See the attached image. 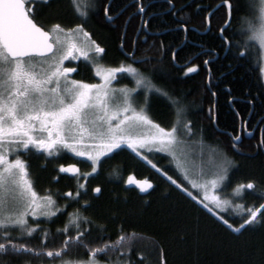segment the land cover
Listing matches in <instances>:
<instances>
[{"label":"snow or ice","instance_id":"obj_1","mask_svg":"<svg viewBox=\"0 0 264 264\" xmlns=\"http://www.w3.org/2000/svg\"><path fill=\"white\" fill-rule=\"evenodd\" d=\"M52 0H0V264H11L17 258L19 264H32L30 259L19 261L20 257L48 258V264H132L130 252L135 232L121 231L115 240H105L101 235L99 243L93 246L87 240L94 226L101 232L102 225L84 212L91 207L86 199L88 181L105 160L111 159L119 151L131 152L146 165L150 166L162 178L174 185L187 198L196 202L202 210L218 220L227 230L240 233L253 225L264 224V188H258V181L249 179L236 183L227 193L230 180L229 169L232 164L223 149H217L216 155H210L213 171L205 173L201 162L200 171L194 172L193 165L187 157L178 155L180 145L191 143V137L197 143L203 142L202 132L194 130L188 118V106L178 97L172 95L164 86L155 82L156 68H141L136 65H147L151 58L137 57V36L131 41L132 50H127L125 36L127 27L119 37L120 48L126 59L118 66H110L104 62L106 47L92 37L87 30L88 13L84 12L79 0H72L80 22L66 27L59 22L45 25L37 17L38 5H49ZM168 9L175 14L173 0H166ZM253 6V0H249ZM136 11L129 16H139L145 36L148 30V0H132ZM237 0H221L215 8L204 11L201 24L204 34L217 29V38L221 41L220 49L225 56L232 54L235 59L247 58L251 41H258L264 48V0H260V15L257 22L251 17H241L238 31L228 34L232 24V13ZM130 7L125 4L119 11L114 7V0H93L94 12H101L106 23L112 24ZM183 11V7L179 9ZM223 12L222 22L214 24L215 16ZM245 22L247 26L245 28ZM178 30L184 32V42L171 49L172 63H176L178 52L187 44V33L190 30L184 21L178 22ZM195 31V29H191ZM247 33V34H245ZM240 36L241 39H236ZM146 42V38L145 41ZM163 44V42H161ZM200 51L185 59L182 70L185 75L198 71L199 65L192 63L198 56H204L203 64L208 72L206 85L213 97L217 95L213 89L211 64L220 58L221 52L216 48H204L197 45ZM81 58L83 60L81 61ZM162 59V58H161ZM157 59L156 63H160ZM68 61V65L65 64ZM79 61L91 67L99 83H88L83 79L73 78L78 73ZM264 72V68L261 69ZM131 78L134 86L120 85L113 81ZM236 116L235 98L231 96ZM153 95L167 97L174 108L176 121L171 127H162L150 116ZM251 116L255 111L256 97L250 96L247 101ZM264 103V101H260ZM209 118L216 123L215 103L209 109ZM259 130V146L264 147V117L260 122L249 127L248 120L238 121L236 130L226 134L230 137L233 150L242 143L243 138H253ZM35 149L48 157L56 158L67 149L76 157H85L90 171H81L76 163L59 164V173H70L75 179V190L59 193L64 204L54 199L51 191L41 196L33 186L26 161L22 155ZM153 152L166 153L174 164L179 176L174 177L169 171L159 166L151 158ZM10 156L13 158L10 159ZM59 181V177H53ZM126 184H135L142 193L153 189V181L148 178L136 179L129 175ZM248 190L260 193V202L247 204L244 197ZM99 194L101 187L91 189ZM223 193V195H222ZM239 201V202H238ZM72 203L79 205L69 212L68 220L57 234L62 235L60 247H49L46 241L50 229L40 228L37 218L45 217L48 223L53 222L57 213ZM83 209V211H82ZM236 210H239L238 212ZM31 216L32 222L28 217ZM16 233L13 235V233ZM39 233L41 244L35 246L27 238ZM73 246L88 249V258H65L67 251ZM110 253H116L115 259ZM100 255L107 260H100Z\"/></svg>","mask_w":264,"mask_h":264},{"label":"trees","instance_id":"obj_2","mask_svg":"<svg viewBox=\"0 0 264 264\" xmlns=\"http://www.w3.org/2000/svg\"><path fill=\"white\" fill-rule=\"evenodd\" d=\"M151 8L148 10V30L145 36L143 31H138L141 26L139 16H129L136 11L132 6V0H114L117 11L129 5L118 20L108 24L104 21L101 12H94L93 0H86L81 9L88 13L87 30L92 37L106 47L104 62L110 66H118L126 59L123 54L119 37L127 27L125 44L127 50H132L131 41L139 36L136 42L137 57L151 58L147 65H136L143 71L144 68H156L155 82L164 86L172 95L180 98L188 106V118L192 121L194 130L202 132L203 144L208 148L223 149L231 159L229 169L230 180L227 193L236 183L246 182L249 179L258 181V188H264V147L259 146L260 134L257 130L253 138H243L242 143L233 150L230 137L226 134L235 131L239 120L247 119L249 127L260 122L264 117V81L262 77V52L260 47L251 41L247 58L237 60L232 54L225 56L220 49L221 41L217 38V29L204 34L201 21L204 11H197V4L201 9L215 8L221 0H173L175 14L168 9L166 0H148ZM85 4V5H84ZM98 4V0H97ZM256 0L250 6L249 0H237V6L232 13V24L229 30L238 31L241 27V17H253L256 13ZM183 7V11H179ZM37 17L45 25L59 22L63 26L71 27L80 22L72 0H52L49 5L37 6ZM223 12L215 16L214 24L222 22ZM184 21L189 27L187 44L178 52L176 63H172L171 49L179 47L185 40L184 32L178 30V22ZM245 22V28H246ZM191 29H195L192 31ZM247 34V33H245ZM146 38V42L145 41ZM236 39H241L237 36ZM163 42V44L161 43ZM216 48L221 56L211 64L213 89L217 93L212 96L206 86L208 84V72L204 67V56H198L192 63L199 65L198 71L185 75L182 67L185 59L200 51L197 47ZM162 58V59H161ZM161 59L160 63H156ZM78 79L94 83L97 77L91 67L85 66L78 74ZM130 86L134 83L130 81ZM235 98V109L239 110L240 117L229 102V92ZM250 96L256 97L255 111L251 116L249 104L245 101ZM215 103L216 123L209 118V109ZM151 117L168 128L176 121L174 108L167 97L153 95L150 106ZM199 139V136H197ZM152 156L154 162L169 171V174L177 177V172L171 158L165 154ZM105 160L98 169V174L89 177L88 195L85 197L91 202V207L84 212L96 222L102 225L101 232L96 226L87 236L93 246L98 244L102 235L105 240H115L121 231L125 233L135 232L136 237L132 242L130 252L132 264H264V224L253 225L248 230L233 233L227 230L218 220L202 210L191 199L182 194L174 185L162 178L154 169L140 161L131 150L119 151ZM28 166L30 179L36 191L45 195L46 191L54 194V199L59 204L65 200L59 193L75 190V179L72 174L59 173V164L76 163L81 171H90L84 163L86 159L62 152L56 158L48 157L44 153L31 150L22 155ZM129 175L136 179L148 178L153 181V189L142 193L135 184H126ZM59 177L58 183L53 177ZM100 186L99 194L93 193L92 188ZM223 195V193H222ZM239 202V201H238ZM244 203L252 204L260 202V193L248 190L244 197ZM79 205L72 203L64 209L63 214L57 213L52 223L47 218L38 217L41 221L40 228L50 229V235L46 243L49 247H60L62 235L57 234L58 228H63L68 220V213ZM83 211V209H82ZM237 212L239 210H236ZM32 222V217H28ZM16 233L14 232L13 235ZM35 246H40L39 233L27 238ZM113 259L116 253H110ZM65 258H88V249L73 246L67 251ZM100 260H107V256L100 255ZM11 259V264H19L17 258ZM30 259L32 264H40V258L20 257L19 261ZM43 264H48V258H43ZM59 264V261H57Z\"/></svg>","mask_w":264,"mask_h":264},{"label":"rangeland","instance_id":"obj_3","mask_svg":"<svg viewBox=\"0 0 264 264\" xmlns=\"http://www.w3.org/2000/svg\"><path fill=\"white\" fill-rule=\"evenodd\" d=\"M85 2H86V0H79L80 7L81 6L83 7V3H85ZM255 9H256V13L252 17V19H253L254 22H257L258 23L259 21H257V17L260 15V0H256ZM246 26H247V24H246ZM254 42L261 49V52H262V68H264V48H262L260 46V44H259L258 41H254ZM81 59H83V58H81ZM65 62H67V61H65ZM262 77H263V81H264V72H262ZM130 81H132V80L129 77V78L120 80L119 81V84H117L116 81H113V85L116 86L117 88L120 85H128L129 87H131L130 86ZM99 82H100V78L97 77V81L94 82V83H99ZM88 83H90V82H88ZM162 127H164V126H162ZM188 139L191 140L192 142L191 143H186V144L180 145L178 147V149H177L178 155L181 156V157H187L189 159L190 163L193 165V171L194 172H199L200 171V165H201V162H202L203 163V170H204V172L205 173H208V174H211V172L213 171V168H212V163L209 160V157H210V155H216V149H214V148H208L203 143H197L196 140H198V137H196L195 139L189 137ZM33 151H36V150L33 149ZM62 152L68 153V154H71V155H74L75 156L74 153H71L67 149L63 150ZM160 154L167 155L166 153H160ZM151 155L152 156H157L159 154H158V152H153ZM11 158H13V157L10 156V159ZM78 158L86 159L85 157H78ZM219 159H220L219 155H216V162H219ZM68 174H70V173H68Z\"/></svg>","mask_w":264,"mask_h":264},{"label":"flooded vegetation","instance_id":"obj_4","mask_svg":"<svg viewBox=\"0 0 264 264\" xmlns=\"http://www.w3.org/2000/svg\"><path fill=\"white\" fill-rule=\"evenodd\" d=\"M82 60H83V59H81V61H82ZM65 64L68 65V61L65 62ZM76 64H79V70H78V73H73V74H71V75L73 76V78L78 79V74H79V72H80V69H81L82 66H83V63H82V62H79V61H75V62H73V65H76Z\"/></svg>","mask_w":264,"mask_h":264}]
</instances>
